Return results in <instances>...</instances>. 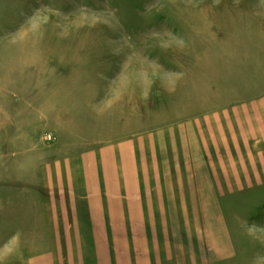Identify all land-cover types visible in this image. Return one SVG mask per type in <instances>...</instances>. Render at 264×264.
<instances>
[{
    "label": "rangeland",
    "instance_id": "374dc122",
    "mask_svg": "<svg viewBox=\"0 0 264 264\" xmlns=\"http://www.w3.org/2000/svg\"><path fill=\"white\" fill-rule=\"evenodd\" d=\"M263 96L264 0H0V193L26 192L32 214L31 193L50 174L55 103L64 141L82 133L91 145L200 114L229 180L220 200L229 247L215 256L203 240L193 264H264V182L253 180L245 152L223 158L222 141L234 134L223 118L256 114ZM17 233L0 244V264H28L48 250L56 264H80V248L24 246L32 234Z\"/></svg>",
    "mask_w": 264,
    "mask_h": 264
},
{
    "label": "crops",
    "instance_id": "0c3cea01",
    "mask_svg": "<svg viewBox=\"0 0 264 264\" xmlns=\"http://www.w3.org/2000/svg\"><path fill=\"white\" fill-rule=\"evenodd\" d=\"M49 110L56 114L51 118L57 140L48 182L43 178V192L32 191V214L24 212L26 192L0 193V244L15 229L22 240L32 234L24 246L80 248V264H193L203 240L215 256L216 248L228 249L220 200L229 180L217 167V146L211 145L216 141L204 137L200 114L91 145L81 132V139L72 141L67 134L64 141L63 112L56 103ZM223 122L234 134L238 125L240 133L222 139L223 158H232L234 150L245 152L254 165L253 180L264 182V96L257 99L256 114L241 111ZM218 124L214 119L209 128L216 133ZM26 229L33 232L27 238ZM42 252L28 264L57 263L56 250Z\"/></svg>",
    "mask_w": 264,
    "mask_h": 264
},
{
    "label": "built area",
    "instance_id": "2783aa9c",
    "mask_svg": "<svg viewBox=\"0 0 264 264\" xmlns=\"http://www.w3.org/2000/svg\"><path fill=\"white\" fill-rule=\"evenodd\" d=\"M51 136H52V135H50V134H49V135H47V136H46V140L50 141V140L52 139V137H51Z\"/></svg>",
    "mask_w": 264,
    "mask_h": 264
}]
</instances>
